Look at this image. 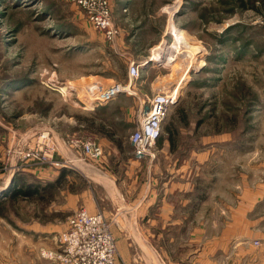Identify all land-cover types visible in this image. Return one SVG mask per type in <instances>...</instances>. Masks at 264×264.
Segmentation results:
<instances>
[{
    "label": "rangeland",
    "instance_id": "1",
    "mask_svg": "<svg viewBox=\"0 0 264 264\" xmlns=\"http://www.w3.org/2000/svg\"><path fill=\"white\" fill-rule=\"evenodd\" d=\"M107 2L119 29L112 40L70 0H0V264H58L42 249L58 253L60 232L51 231L86 208L85 195V210L102 211L109 222L115 264L119 243L135 245V256L143 255L139 246L165 244L164 237L118 234L122 206L111 200L147 196L150 180L181 161L193 184L198 172L205 194L189 232L202 228L206 244L243 249L264 229V0ZM176 36L173 55L151 60ZM133 62L143 64L132 93L95 102L98 91L129 82ZM175 88L151 163L135 158L128 137L142 101ZM56 134L72 146L74 162L57 153ZM88 138L105 144L97 160L82 153ZM47 139L54 151L39 149ZM67 165L72 170L56 177L42 170ZM28 184L38 192L8 197ZM260 246L252 244L254 258Z\"/></svg>",
    "mask_w": 264,
    "mask_h": 264
},
{
    "label": "crops",
    "instance_id": "2",
    "mask_svg": "<svg viewBox=\"0 0 264 264\" xmlns=\"http://www.w3.org/2000/svg\"><path fill=\"white\" fill-rule=\"evenodd\" d=\"M123 9H125V7L122 8V10ZM85 109L88 110V108ZM102 130H104V128H102ZM60 136V134L55 135L59 147V152L57 153H60L62 155L61 157L67 162H74L76 155L71 150L72 146L70 147V144H65L63 139H60ZM99 141L100 145L101 143L105 145L102 139H99ZM165 152L167 153L168 151ZM130 156L132 157L131 150ZM203 158V154L197 155V161L199 163H203ZM56 159L59 161L62 160L61 158ZM158 161L159 160L156 158L155 161H153L154 163L149 165L150 171L152 170L155 172L157 167H159ZM181 162L178 169L168 171L162 180L159 179L157 181L156 178L150 180L147 196L139 197L135 195V198H125L120 195L118 198L112 197V203L122 206L119 208L121 211L120 218L122 220L120 219V224L122 232H118V234H123L125 236H137L140 234L151 236L152 238H165V244L152 243L149 247L139 246L137 249H140V253L143 254L140 256L132 254L136 249L133 248L136 247L135 245L119 243L116 263L264 264V246H260L262 254L254 258L252 243L251 245H246L243 249L236 245H222L221 243L206 244L204 240V229L195 228L191 229L190 232L187 230L188 222L194 220V216L198 215L200 206L204 204L205 194L201 186L199 192L198 172L196 176L197 182L193 184L189 181V173L184 169L185 166H183L184 163L189 166L188 163L186 161ZM68 165L65 169L60 167H42V170L52 173L55 175L54 177H56L62 170H66V172L72 170L71 168H73V166L71 167ZM89 166L92 167V165ZM89 169L90 168H88V171H90ZM81 202V205L83 204L88 208V196L85 195ZM64 228L65 224L61 222L60 225L55 226V230L53 229L51 232H61ZM128 229L133 232L129 231L128 233ZM174 229L178 231L177 236L180 237L178 240L173 238L175 236ZM135 230H137V232H135ZM141 231H144V233H141ZM199 234H201L200 238H202L200 239V243H191L190 245L187 243L188 241L192 242L194 240L193 237L199 241ZM145 257L148 258L147 262L145 261Z\"/></svg>",
    "mask_w": 264,
    "mask_h": 264
},
{
    "label": "built area",
    "instance_id": "3",
    "mask_svg": "<svg viewBox=\"0 0 264 264\" xmlns=\"http://www.w3.org/2000/svg\"><path fill=\"white\" fill-rule=\"evenodd\" d=\"M84 12L87 20L97 29L103 32L106 39L112 40L119 29L112 21L110 8L107 0H70ZM124 10V9H123ZM141 65L131 63L127 67L129 82L126 85L116 83L97 92L93 100L98 104L108 103L120 94H131L133 82L141 75ZM176 88L173 91H161L151 100L142 101V106L138 109L136 127L130 133L128 140L132 147L135 158L144 159L149 157V163L153 159L152 151L160 136L162 122L178 99ZM39 149L42 151L43 145L46 149L53 150L52 144L47 139V143H40ZM82 145V153L91 160H97L102 156V148L91 138H88ZM44 157H51L43 151ZM42 157V156H41ZM45 161V160H42ZM53 166H63V164L52 161ZM57 240L61 249L57 254L49 251L46 253L42 249V256L57 261L58 264H115L116 243L110 225L102 211L88 212L80 209L67 217L65 228L58 233ZM254 246L264 244V229L259 236L252 241Z\"/></svg>",
    "mask_w": 264,
    "mask_h": 264
},
{
    "label": "bare ground",
    "instance_id": "4",
    "mask_svg": "<svg viewBox=\"0 0 264 264\" xmlns=\"http://www.w3.org/2000/svg\"><path fill=\"white\" fill-rule=\"evenodd\" d=\"M181 39V36H176L173 40V42L170 45H166L164 47V44L160 46L151 56V60H159L161 58L167 57L169 55H173L176 52V46L178 41ZM185 44L182 42L180 44V48H182ZM182 46V47H181ZM2 193V192H1Z\"/></svg>",
    "mask_w": 264,
    "mask_h": 264
},
{
    "label": "trees",
    "instance_id": "5",
    "mask_svg": "<svg viewBox=\"0 0 264 264\" xmlns=\"http://www.w3.org/2000/svg\"><path fill=\"white\" fill-rule=\"evenodd\" d=\"M49 185H51V184H49ZM39 188L40 187L35 185V184L34 185L28 184V185H25V186L17 185V187L12 190V192L9 194L8 197L14 198V199H16L17 197H20V196L30 197L31 195H33L36 192H38Z\"/></svg>",
    "mask_w": 264,
    "mask_h": 264
}]
</instances>
